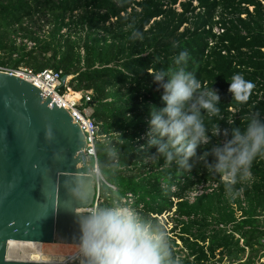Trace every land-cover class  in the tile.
Here are the masks:
<instances>
[{
	"label": "trees",
	"instance_id": "16d2710c",
	"mask_svg": "<svg viewBox=\"0 0 264 264\" xmlns=\"http://www.w3.org/2000/svg\"><path fill=\"white\" fill-rule=\"evenodd\" d=\"M183 50L187 70L219 94V114L203 118L211 133L217 125L243 129L252 112L264 119V0H0V68L51 70L89 95L98 136L89 165L102 178L91 207H133L164 233L178 264H254L264 249V157L253 160L249 178L228 187L198 159L228 135L209 133L188 170L155 157L148 144L154 133L140 138L150 126L149 105L163 107L150 72L174 68ZM236 73L254 84L244 103L227 91ZM164 215L169 230L158 219Z\"/></svg>",
	"mask_w": 264,
	"mask_h": 264
},
{
	"label": "clouds",
	"instance_id": "9594fccd",
	"mask_svg": "<svg viewBox=\"0 0 264 264\" xmlns=\"http://www.w3.org/2000/svg\"><path fill=\"white\" fill-rule=\"evenodd\" d=\"M175 46V43L173 44ZM188 52L180 51L173 58L174 68L150 72L154 82L163 89V107L149 105V125L154 137L149 146H156L155 157L162 156L166 164L175 163L179 168L192 167L189 159L196 155L198 146L209 142L210 130L204 116H217L220 112L217 90L202 85L196 75L186 68ZM254 84L242 74H233L227 91L240 103L248 100ZM229 138L203 152L199 160L210 173L220 177L225 186L236 185L251 176L252 162L264 157V119L258 112L247 116L243 129L232 127L223 131L216 126L215 133ZM113 136L120 139V133ZM115 151L112 155H115ZM211 155L212 161L206 160ZM94 177L101 173L97 168ZM77 241L85 264H178L170 257L164 242V233L153 227L133 207L112 203L92 207L77 220Z\"/></svg>",
	"mask_w": 264,
	"mask_h": 264
},
{
	"label": "water",
	"instance_id": "95a60500",
	"mask_svg": "<svg viewBox=\"0 0 264 264\" xmlns=\"http://www.w3.org/2000/svg\"><path fill=\"white\" fill-rule=\"evenodd\" d=\"M49 102L0 72V264H57L10 260L8 242L78 245L76 222L97 198L83 135Z\"/></svg>",
	"mask_w": 264,
	"mask_h": 264
},
{
	"label": "built area",
	"instance_id": "2783aa9c",
	"mask_svg": "<svg viewBox=\"0 0 264 264\" xmlns=\"http://www.w3.org/2000/svg\"><path fill=\"white\" fill-rule=\"evenodd\" d=\"M0 72L11 74L31 83L39 90L43 101L48 98L50 100L49 105L53 103L57 107L65 110L71 118V121L76 124L83 135L85 142L83 152L87 161L88 159L90 160L92 158L96 163L95 144L98 136L96 134V125L87 113L89 108L87 104L90 103L88 93L72 92L71 89L65 85V83L61 82L60 74L51 70L34 73L27 68H18L16 70L0 68ZM151 133V128L148 126L146 128V133L140 138L142 140L150 139ZM95 167L97 168L96 165ZM205 187L206 188L197 186L193 191L187 194L185 199L191 203L196 196L202 193L210 192L215 187V185L212 184L209 187ZM127 197V203L130 204L132 202L131 195H127ZM262 244L264 246V238L262 240Z\"/></svg>",
	"mask_w": 264,
	"mask_h": 264
},
{
	"label": "rangeland",
	"instance_id": "374dc122",
	"mask_svg": "<svg viewBox=\"0 0 264 264\" xmlns=\"http://www.w3.org/2000/svg\"><path fill=\"white\" fill-rule=\"evenodd\" d=\"M69 79H70V77H66V79H65V81H64V83H65V85H68V82H69ZM71 89V88H70ZM71 91L72 92H74L72 89H71ZM76 93H78V92H76ZM82 93V92H81ZM81 93H80V95H81ZM87 113H88V115L90 116V114H91V108H88V110H87ZM86 164L88 165V166H90L89 165V159H88V161L86 162ZM91 167V166H90ZM93 170H94V167H91V171H92V175L94 174L93 173ZM98 180H102V178H100V179H98ZM97 179H94L93 180V184H94V186H97V181H98ZM92 206V204L89 206L90 208H89V210L92 208L91 207ZM93 207H95V205H93ZM88 210V211H89ZM88 211H83V212H81V213H83V214H86ZM170 217V216H169ZM169 217L168 216H166V215H164V216H162V217H159L158 219H159V221H160V223L161 224H166V222L169 220ZM171 228V223L170 222H168V224H166V229L167 230H169ZM54 244H59V245H67L68 246V248H69V252H68V254L67 255H75V254H77L78 253V257L76 256H74V259H71V260H69L68 262H64V263H62V264H74L73 262H76L75 264H82L83 263V259H82V256H81V254H80V252H79V248H78V245H76V244H70V243H57V242H54ZM9 256L7 257L8 259H10V260H16V259H18V260H21V261H26V260H30L31 259V256H34L35 255V253L32 251V250H27V251H23V250H16V249H14V248H10L9 249ZM24 252V253H23ZM11 254V255H10ZM58 255H60L59 253H57ZM51 255V254H50ZM255 254H253V256H254ZM16 256V257H15ZM65 259H66V257H64ZM245 259V258H244ZM55 260H58L57 258H55ZM32 261H34V260H32ZM50 261H52V262H55V261H53V260H51V259H44L42 262H50ZM243 261V260H242ZM253 261H254V264H264V249H262V250H260L257 254H256V256H254L253 257ZM61 264V263H60ZM226 264H228V263H226Z\"/></svg>",
	"mask_w": 264,
	"mask_h": 264
},
{
	"label": "bare ground",
	"instance_id": "6f19581e",
	"mask_svg": "<svg viewBox=\"0 0 264 264\" xmlns=\"http://www.w3.org/2000/svg\"><path fill=\"white\" fill-rule=\"evenodd\" d=\"M10 248L11 249L14 248L16 250L21 249L23 251L32 250L35 253V255L31 256V259L29 261L34 260V261L42 262L46 258V259H51L55 261V262L50 261V263L60 264V263L67 262L71 259H74V256L78 257V253L75 255H67L69 252V248L67 245H59V244H54V243L53 244H44V243L36 244V243H30V242L10 241L8 242L7 257L9 256ZM57 253H59L60 255H58ZM64 257H66V259ZM55 258H57L58 260H55Z\"/></svg>",
	"mask_w": 264,
	"mask_h": 264
}]
</instances>
